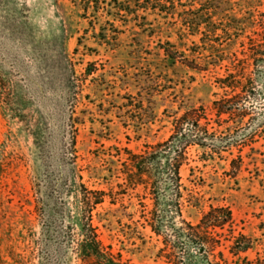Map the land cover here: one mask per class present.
<instances>
[{"label": "rangeland", "instance_id": "374dc122", "mask_svg": "<svg viewBox=\"0 0 264 264\" xmlns=\"http://www.w3.org/2000/svg\"><path fill=\"white\" fill-rule=\"evenodd\" d=\"M262 31L264 0H0V264L41 241L61 202L75 215L77 174L107 192L95 218L105 244L134 264H171L141 217L150 199L122 172L125 149L167 139L187 109L216 118L218 78ZM255 70L237 145L214 158L191 146L181 167L201 196L184 214L229 206L247 237L238 255L225 241L229 264H264V59Z\"/></svg>", "mask_w": 264, "mask_h": 264}, {"label": "trees", "instance_id": "16d2710c", "mask_svg": "<svg viewBox=\"0 0 264 264\" xmlns=\"http://www.w3.org/2000/svg\"><path fill=\"white\" fill-rule=\"evenodd\" d=\"M259 34L261 38L252 39L247 56L234 64L235 71L218 78L225 93L213 101L216 118L210 117L203 105L187 109L175 119L167 139L146 145L141 152L125 149L122 172L131 187H143V199H150V204L140 201L141 217L163 244L159 255L171 264H229L221 249L225 241H232L230 248L235 255L250 248L244 234H235V218L229 206L212 205L197 222L184 214L185 208L200 204L201 196L184 184L181 167L191 146L203 149L206 158H214L239 142L230 131L246 123V101L256 91L255 69L264 59V31ZM237 160L242 158H233L234 168L238 167ZM72 181L75 215L69 216L61 202L57 207L61 217L50 214L42 227L41 241L31 240L34 245L26 255L14 254V264H134L104 243L95 222L107 192L89 188L81 174ZM66 217H72L73 222L65 224Z\"/></svg>", "mask_w": 264, "mask_h": 264}]
</instances>
